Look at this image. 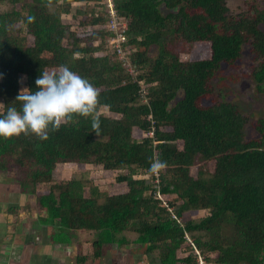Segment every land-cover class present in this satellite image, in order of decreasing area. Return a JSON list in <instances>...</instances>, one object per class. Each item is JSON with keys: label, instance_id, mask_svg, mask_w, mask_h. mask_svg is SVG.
Masks as SVG:
<instances>
[{"label": "trees", "instance_id": "1", "mask_svg": "<svg viewBox=\"0 0 264 264\" xmlns=\"http://www.w3.org/2000/svg\"><path fill=\"white\" fill-rule=\"evenodd\" d=\"M261 1L234 15L227 0H113L126 26L120 54L101 0H0V118L22 109L21 78L35 92L62 65L99 91L98 136L91 117L73 115L47 140L0 137V173L34 196L44 222L74 234L77 264L105 245H143L148 264H264V118L247 139L248 117L212 86L246 45L264 95ZM153 160L166 163L157 184ZM66 164L77 172L57 181ZM97 168L107 190L93 182Z\"/></svg>", "mask_w": 264, "mask_h": 264}, {"label": "crops", "instance_id": "2", "mask_svg": "<svg viewBox=\"0 0 264 264\" xmlns=\"http://www.w3.org/2000/svg\"><path fill=\"white\" fill-rule=\"evenodd\" d=\"M6 185L9 190L0 196V264H77V243L66 238L57 222L43 221L47 213L33 209L34 196ZM11 208H18L16 215L7 212ZM80 248L82 255L91 254L89 243ZM145 249L143 245H105L93 264H148Z\"/></svg>", "mask_w": 264, "mask_h": 264}, {"label": "clouds", "instance_id": "3", "mask_svg": "<svg viewBox=\"0 0 264 264\" xmlns=\"http://www.w3.org/2000/svg\"><path fill=\"white\" fill-rule=\"evenodd\" d=\"M33 20L28 17L29 23ZM35 84L37 91L24 89L16 97L22 105L20 111L9 107L0 118V137L9 139L31 133L47 140L50 130L58 131L73 115L91 117L93 132L99 135V91L87 79L62 65L58 71L43 72ZM165 167V162L153 160L150 171L159 174Z\"/></svg>", "mask_w": 264, "mask_h": 264}, {"label": "rangeland", "instance_id": "4", "mask_svg": "<svg viewBox=\"0 0 264 264\" xmlns=\"http://www.w3.org/2000/svg\"><path fill=\"white\" fill-rule=\"evenodd\" d=\"M248 3L250 0L247 1ZM246 0H227V6L231 13L236 15L246 9ZM261 5H264V1H261ZM78 6V5H73ZM162 10V9H161ZM164 12V10H162ZM62 18H65L62 15ZM156 53V48L150 50V54L153 56ZM182 59L186 58V55H181ZM256 62L250 53L249 46H243L241 58L233 65L227 66L223 65L220 74L216 79L212 81V86L215 94L219 95L224 101L232 102L238 110L248 117V123L244 127V134L247 139L257 137V133L252 126L259 118H264V95L257 91L256 84L250 77V74ZM20 88L24 90V79H20ZM206 104H208L206 102ZM101 112L106 113V109H101ZM77 168L75 165L66 164L59 173H57L55 179L57 181L68 180L73 173H76ZM93 182L97 185L100 190H107V184L112 182L111 178L103 177L101 168L92 169L90 171ZM0 181H4V184H0V189L3 196V192L8 191L7 185L11 184L13 190L20 191L19 186L14 182L7 174L0 173ZM12 188V187H11ZM41 186L39 189H43ZM30 195V194H29ZM33 198H31L32 200ZM29 207V206H28ZM202 214V213H201ZM66 238L70 242H77L76 237L71 232H65ZM120 261L125 262V259H120Z\"/></svg>", "mask_w": 264, "mask_h": 264}, {"label": "built area", "instance_id": "5", "mask_svg": "<svg viewBox=\"0 0 264 264\" xmlns=\"http://www.w3.org/2000/svg\"><path fill=\"white\" fill-rule=\"evenodd\" d=\"M100 4H102L103 6L106 7L108 14L110 16L111 21L109 22V25H108L109 30L116 34L112 39H110V42L113 44L114 48H116L119 51V53L121 54L119 44L121 42H124L125 39H124L123 32L120 30L121 29L125 30L126 26L124 23L118 24L117 19H116V15H115V11L113 8V0H101ZM118 26H120V29H118ZM121 57H122V55H121ZM123 57H124V55H123ZM132 71H133L132 69H129V72H132ZM149 119H150V117H149ZM147 134H148V136H152L153 135V129H151ZM152 176L156 179L155 183L157 184L158 183V179H157L158 174L152 173ZM196 264H207V262L205 261L203 256L198 255Z\"/></svg>", "mask_w": 264, "mask_h": 264}]
</instances>
